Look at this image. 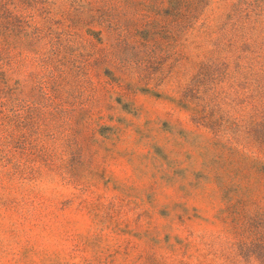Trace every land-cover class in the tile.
I'll return each instance as SVG.
<instances>
[{"label":"rangeland","instance_id":"1","mask_svg":"<svg viewBox=\"0 0 264 264\" xmlns=\"http://www.w3.org/2000/svg\"><path fill=\"white\" fill-rule=\"evenodd\" d=\"M0 264H264V0H0Z\"/></svg>","mask_w":264,"mask_h":264}]
</instances>
